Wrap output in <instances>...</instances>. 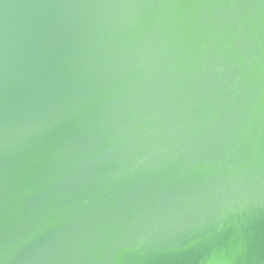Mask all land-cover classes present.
Returning <instances> with one entry per match:
<instances>
[{"label": "water", "instance_id": "95a60500", "mask_svg": "<svg viewBox=\"0 0 264 264\" xmlns=\"http://www.w3.org/2000/svg\"><path fill=\"white\" fill-rule=\"evenodd\" d=\"M0 264H264V0H0Z\"/></svg>", "mask_w": 264, "mask_h": 264}]
</instances>
